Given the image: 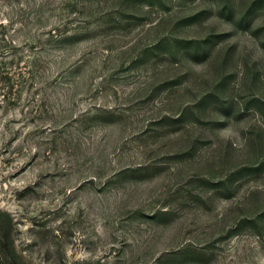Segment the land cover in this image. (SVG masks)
<instances>
[{"label":"rangeland","instance_id":"374dc122","mask_svg":"<svg viewBox=\"0 0 264 264\" xmlns=\"http://www.w3.org/2000/svg\"><path fill=\"white\" fill-rule=\"evenodd\" d=\"M2 69L0 264H264V0H0Z\"/></svg>","mask_w":264,"mask_h":264},{"label":"trees","instance_id":"16d2710c","mask_svg":"<svg viewBox=\"0 0 264 264\" xmlns=\"http://www.w3.org/2000/svg\"><path fill=\"white\" fill-rule=\"evenodd\" d=\"M2 26V25H1ZM0 72H2V74L5 77L6 82L10 83L12 81V78L9 77V73L6 72V69H2V71L0 70ZM11 93H7L5 95H3V99L5 102L9 101V100H13L14 98L10 97ZM10 238L9 236H5L2 235V237L0 238V255H1V260H4L7 256V253L10 252L9 248H5V245L9 242ZM17 264V263H15Z\"/></svg>","mask_w":264,"mask_h":264}]
</instances>
